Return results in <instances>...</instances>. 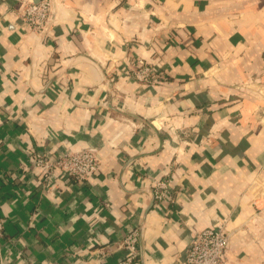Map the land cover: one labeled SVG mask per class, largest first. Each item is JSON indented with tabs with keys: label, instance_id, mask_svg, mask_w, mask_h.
Returning <instances> with one entry per match:
<instances>
[{
	"label": "crops",
	"instance_id": "1",
	"mask_svg": "<svg viewBox=\"0 0 264 264\" xmlns=\"http://www.w3.org/2000/svg\"><path fill=\"white\" fill-rule=\"evenodd\" d=\"M22 10L0 0V264H117L131 226V264H182L221 219L227 264H264V0H51L40 34ZM63 149L97 175L43 180Z\"/></svg>",
	"mask_w": 264,
	"mask_h": 264
},
{
	"label": "built area",
	"instance_id": "2",
	"mask_svg": "<svg viewBox=\"0 0 264 264\" xmlns=\"http://www.w3.org/2000/svg\"><path fill=\"white\" fill-rule=\"evenodd\" d=\"M22 4L23 26L32 33L46 32L50 23L51 0H22ZM130 75L144 83L158 80L151 68L140 58L134 61ZM34 162L37 167L42 168L43 180L47 181L54 171H58L76 184L89 182L97 175L100 167L99 158L93 150L63 149L60 155L50 158L37 156ZM259 184L255 186V193L259 194L260 200L264 202V180ZM258 189H260L259 193H257ZM152 197L158 203L168 202L170 199L169 181L155 180L152 184ZM253 206L256 207L255 201H253ZM226 223L227 219H221L216 224L196 233L188 244L182 264H227L226 250L233 232L226 229ZM2 230L3 224L0 220V237ZM139 236L138 228L131 226L119 244L126 251L125 257L117 264H131L136 258Z\"/></svg>",
	"mask_w": 264,
	"mask_h": 264
},
{
	"label": "rangeland",
	"instance_id": "3",
	"mask_svg": "<svg viewBox=\"0 0 264 264\" xmlns=\"http://www.w3.org/2000/svg\"><path fill=\"white\" fill-rule=\"evenodd\" d=\"M259 192H260V189L257 190V193H259Z\"/></svg>",
	"mask_w": 264,
	"mask_h": 264
}]
</instances>
